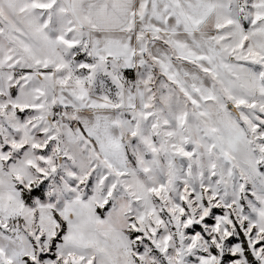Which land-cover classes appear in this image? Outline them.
Instances as JSON below:
<instances>
[{
    "label": "snow or ice",
    "instance_id": "obj_1",
    "mask_svg": "<svg viewBox=\"0 0 264 264\" xmlns=\"http://www.w3.org/2000/svg\"><path fill=\"white\" fill-rule=\"evenodd\" d=\"M0 264H264V0H0Z\"/></svg>",
    "mask_w": 264,
    "mask_h": 264
}]
</instances>
